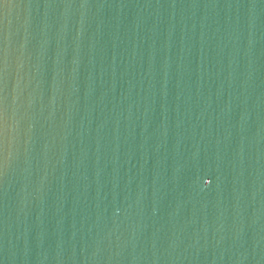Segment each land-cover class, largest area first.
<instances>
[{"label": "water", "instance_id": "obj_1", "mask_svg": "<svg viewBox=\"0 0 264 264\" xmlns=\"http://www.w3.org/2000/svg\"><path fill=\"white\" fill-rule=\"evenodd\" d=\"M0 112V264H264V0H8Z\"/></svg>", "mask_w": 264, "mask_h": 264}, {"label": "snow or ice", "instance_id": "obj_2", "mask_svg": "<svg viewBox=\"0 0 264 264\" xmlns=\"http://www.w3.org/2000/svg\"><path fill=\"white\" fill-rule=\"evenodd\" d=\"M8 3V0H0V5H5ZM3 131H4V117H3V113L0 112V136L3 135Z\"/></svg>", "mask_w": 264, "mask_h": 264}]
</instances>
